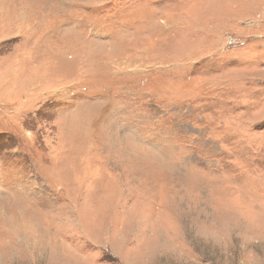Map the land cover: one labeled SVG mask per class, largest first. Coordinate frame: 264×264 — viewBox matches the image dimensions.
<instances>
[{
    "label": "rangeland",
    "instance_id": "obj_1",
    "mask_svg": "<svg viewBox=\"0 0 264 264\" xmlns=\"http://www.w3.org/2000/svg\"><path fill=\"white\" fill-rule=\"evenodd\" d=\"M0 264H264V0H0Z\"/></svg>",
    "mask_w": 264,
    "mask_h": 264
},
{
    "label": "bare ground",
    "instance_id": "obj_2",
    "mask_svg": "<svg viewBox=\"0 0 264 264\" xmlns=\"http://www.w3.org/2000/svg\"><path fill=\"white\" fill-rule=\"evenodd\" d=\"M45 14V13H44Z\"/></svg>",
    "mask_w": 264,
    "mask_h": 264
}]
</instances>
